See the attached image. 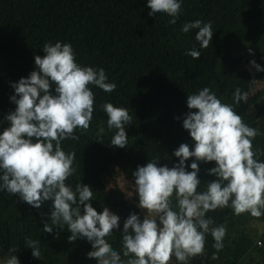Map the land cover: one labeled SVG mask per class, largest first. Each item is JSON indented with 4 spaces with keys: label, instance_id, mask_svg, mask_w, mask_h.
I'll return each instance as SVG.
<instances>
[{
    "label": "trees",
    "instance_id": "obj_1",
    "mask_svg": "<svg viewBox=\"0 0 264 264\" xmlns=\"http://www.w3.org/2000/svg\"><path fill=\"white\" fill-rule=\"evenodd\" d=\"M149 11L147 0H0V132L9 126L5 115L16 108L9 99L15 94L11 85L36 70L34 57L44 55L45 42L71 44L78 64L103 68L108 82L117 85L111 93L89 86L95 96L90 126L86 131L77 128L74 134L79 139L63 140L61 148L75 153V172L65 183L73 190L78 183L89 185L92 207L97 212L107 207L120 217V228L106 240L124 262L130 257L123 256V222L132 212L141 220L144 216L137 207L133 172L148 160L172 167L179 162L172 153L181 143L190 150L194 147L182 126L189 111L187 95L208 87L231 105L245 124L261 133L252 143L259 150L256 159L264 162V71L249 63L254 59L264 66V0H181L175 24L168 23L167 14L149 16ZM197 19L212 25L206 49L195 40L197 30L181 31L184 23ZM193 48L201 52L199 59L186 55ZM237 88L247 93V102H234ZM104 103L125 107L132 116L124 126L125 148L110 144L116 130L108 129ZM194 160L185 161L186 171L192 170L188 165ZM196 162L198 192H203L215 178L207 173L215 162ZM172 206L175 210V195ZM51 210V200L35 208L0 190V264L13 255L19 264H96L86 255L91 243L84 238L70 242L63 222L51 233L44 232V224L51 225ZM206 217L214 226L226 227L224 247L217 251L213 237L206 234L204 255L188 264H264V214L235 215L226 207L209 211ZM259 238L262 245H257ZM29 239L39 241V258L32 256ZM13 248L17 251L10 252ZM214 253L217 259L212 258ZM170 264L180 262L173 256Z\"/></svg>",
    "mask_w": 264,
    "mask_h": 264
},
{
    "label": "clouds",
    "instance_id": "obj_2",
    "mask_svg": "<svg viewBox=\"0 0 264 264\" xmlns=\"http://www.w3.org/2000/svg\"><path fill=\"white\" fill-rule=\"evenodd\" d=\"M147 7L149 16L164 13L171 17L168 23L175 24L181 0H147ZM193 29L197 30L195 40L200 48H208L213 35L211 22L197 19L181 27L184 33ZM42 50L43 56L34 57L36 70L11 85L15 94L9 99L16 108L5 115L9 126L0 132V190L18 195L35 208L51 200V225L45 223L44 232L51 233L54 225L63 222L70 232V242L84 238L91 243L92 250L86 255L96 264H170L173 256L180 264H188L191 258L204 255L206 234L213 237L217 251L224 247L227 229L214 226L213 219L206 217L209 211L227 207L235 215L248 212L259 218L264 214V162L256 159L259 150H254L252 143L261 133L204 87L187 95L189 111L182 122L194 147L190 150L181 143L172 153L179 158L172 167L157 166L158 159L148 160L133 172L137 207L144 216L141 220L132 212L123 222V256L130 258L122 261L106 240L120 228V217L107 207L100 212L92 207L89 201L93 190L89 185L78 183L73 190L65 183L75 172V153L61 148V141L79 139L74 134L77 128L86 131L90 126L95 96L89 86L111 93L117 85L108 82L103 68L78 64L69 43L45 42ZM186 55L199 59L201 52L193 48ZM249 63L257 71H264L254 59ZM233 99L237 105L247 102V93L237 88ZM101 107L107 114L108 129L116 130L110 144L127 147L124 126L132 121L128 109L112 103ZM103 131L101 127L99 132ZM190 157L195 160L188 165L192 170L186 171L185 161ZM196 161L215 162V167L207 169L215 178L203 192H198L201 180ZM38 243L26 241L35 258L40 256ZM212 258L218 256L214 253ZM5 264H19V260L13 255Z\"/></svg>",
    "mask_w": 264,
    "mask_h": 264
},
{
    "label": "built area",
    "instance_id": "obj_3",
    "mask_svg": "<svg viewBox=\"0 0 264 264\" xmlns=\"http://www.w3.org/2000/svg\"><path fill=\"white\" fill-rule=\"evenodd\" d=\"M257 243H258L259 245H261V244H262V240H261V239H258V240H257Z\"/></svg>",
    "mask_w": 264,
    "mask_h": 264
}]
</instances>
